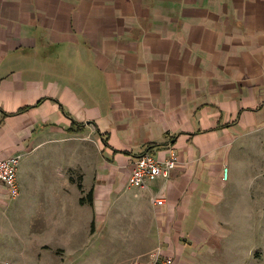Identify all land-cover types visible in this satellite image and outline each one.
Segmentation results:
<instances>
[{"label":"crops","instance_id":"crops-1","mask_svg":"<svg viewBox=\"0 0 264 264\" xmlns=\"http://www.w3.org/2000/svg\"><path fill=\"white\" fill-rule=\"evenodd\" d=\"M263 144L264 0H0V253L249 263Z\"/></svg>","mask_w":264,"mask_h":264},{"label":"built area","instance_id":"built-area-1","mask_svg":"<svg viewBox=\"0 0 264 264\" xmlns=\"http://www.w3.org/2000/svg\"><path fill=\"white\" fill-rule=\"evenodd\" d=\"M176 160L175 152H171L169 158L160 160L152 153L146 152L135 160L134 168L129 176V184L137 188H146L159 177H168L170 169ZM20 155L2 158L0 157V182L4 183L12 197L20 193L18 183V167ZM228 177V169L224 168V178ZM153 202L157 205L165 203L164 198L154 195ZM132 264H174L171 256L163 254L160 247L153 249L146 255L145 261L135 260Z\"/></svg>","mask_w":264,"mask_h":264},{"label":"rangeland","instance_id":"rangeland-1","mask_svg":"<svg viewBox=\"0 0 264 264\" xmlns=\"http://www.w3.org/2000/svg\"><path fill=\"white\" fill-rule=\"evenodd\" d=\"M264 144L258 147V161L264 159ZM263 163V162H262ZM263 168V170L261 169ZM228 169V168H227ZM264 182V166H258V171L254 179V183L260 192ZM252 213L255 215V239L252 241V255L250 262L246 264H264V201L251 202ZM12 245L4 249L0 253V264H57L56 255L50 253H34L30 249H24L21 252H14ZM9 251H11L9 253ZM61 261V260H60Z\"/></svg>","mask_w":264,"mask_h":264},{"label":"trees","instance_id":"trees-1","mask_svg":"<svg viewBox=\"0 0 264 264\" xmlns=\"http://www.w3.org/2000/svg\"><path fill=\"white\" fill-rule=\"evenodd\" d=\"M82 201H83V199H82Z\"/></svg>","mask_w":264,"mask_h":264}]
</instances>
